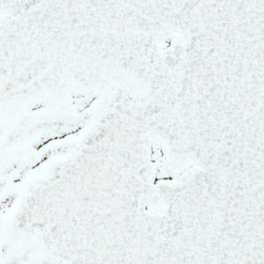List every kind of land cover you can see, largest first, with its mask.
I'll return each instance as SVG.
<instances>
[{
    "label": "snow or ice",
    "instance_id": "6c2138e0",
    "mask_svg": "<svg viewBox=\"0 0 264 264\" xmlns=\"http://www.w3.org/2000/svg\"><path fill=\"white\" fill-rule=\"evenodd\" d=\"M0 264H264V0H0Z\"/></svg>",
    "mask_w": 264,
    "mask_h": 264
}]
</instances>
